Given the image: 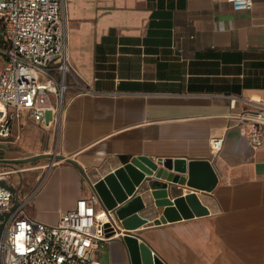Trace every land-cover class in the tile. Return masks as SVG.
I'll use <instances>...</instances> for the list:
<instances>
[{
  "label": "crops",
  "instance_id": "0c3cea01",
  "mask_svg": "<svg viewBox=\"0 0 264 264\" xmlns=\"http://www.w3.org/2000/svg\"><path fill=\"white\" fill-rule=\"evenodd\" d=\"M63 7L70 88L59 131L41 126L57 136V149L40 153L58 158L19 193L29 197L27 215L57 224L96 195L94 184L139 157L208 160L218 178L211 192L169 184L171 199L196 194L208 214L156 224L165 207L149 199L156 178L146 175L133 197L142 196L139 215L148 223L131 234L164 264H264V141L250 147L234 118L264 105V0L242 12L232 0H63ZM29 123L26 115L13 121L0 145L19 142ZM124 232L119 223V236L101 245L102 264H131Z\"/></svg>",
  "mask_w": 264,
  "mask_h": 264
},
{
  "label": "built area",
  "instance_id": "2783aa9c",
  "mask_svg": "<svg viewBox=\"0 0 264 264\" xmlns=\"http://www.w3.org/2000/svg\"><path fill=\"white\" fill-rule=\"evenodd\" d=\"M232 5L236 12L250 11L253 0H232ZM0 38L6 45L1 48L0 142L23 115L59 131L71 75L63 0H0ZM251 106L234 118L248 145L257 149L264 141V105ZM222 147L223 138L211 140L214 153ZM28 201L0 186V264H102L101 245L119 236L120 221L100 207L96 195L79 199L55 225L29 217Z\"/></svg>",
  "mask_w": 264,
  "mask_h": 264
},
{
  "label": "water",
  "instance_id": "95a60500",
  "mask_svg": "<svg viewBox=\"0 0 264 264\" xmlns=\"http://www.w3.org/2000/svg\"><path fill=\"white\" fill-rule=\"evenodd\" d=\"M56 158L58 157L53 154H42L22 160H0V164H27L40 159L54 160ZM171 170L177 174L187 173L188 179L169 174L168 171ZM146 175L156 178L150 180L152 191L148 194L149 199L152 197L156 207H165L163 216L156 224L208 214L196 194L171 199L169 184H186L196 190L211 192L216 187L218 178L208 160L187 163L181 159L152 161L146 157H139L93 185V191L104 208L113 211L124 227L125 232L122 238L128 248L131 264H164L159 257L153 255V251L146 243H140L139 239L131 234L148 223L147 218L139 215V212L146 209L142 196L133 197L136 188L141 186Z\"/></svg>",
  "mask_w": 264,
  "mask_h": 264
},
{
  "label": "rangeland",
  "instance_id": "374dc122",
  "mask_svg": "<svg viewBox=\"0 0 264 264\" xmlns=\"http://www.w3.org/2000/svg\"><path fill=\"white\" fill-rule=\"evenodd\" d=\"M4 62V54L0 47V72ZM50 119V114H47ZM15 140V139H14ZM58 146L57 136L48 132L39 125L28 124L21 131V140L8 146L0 145V160H22L50 151L55 153ZM48 159H40L27 164H0V186L9 187L21 193L28 194L34 186L40 169L48 163ZM4 174V175H2ZM5 179H4V178ZM37 184V183H36ZM35 184V185H36ZM2 222H0L1 226ZM103 251V248L101 249ZM104 256L102 255L103 260ZM102 263V262H101Z\"/></svg>",
  "mask_w": 264,
  "mask_h": 264
},
{
  "label": "trees",
  "instance_id": "16d2710c",
  "mask_svg": "<svg viewBox=\"0 0 264 264\" xmlns=\"http://www.w3.org/2000/svg\"><path fill=\"white\" fill-rule=\"evenodd\" d=\"M0 47H1V48H5V47H6V45L4 44V42L2 41L1 38H0Z\"/></svg>",
  "mask_w": 264,
  "mask_h": 264
}]
</instances>
